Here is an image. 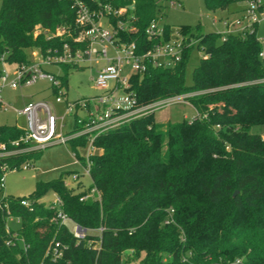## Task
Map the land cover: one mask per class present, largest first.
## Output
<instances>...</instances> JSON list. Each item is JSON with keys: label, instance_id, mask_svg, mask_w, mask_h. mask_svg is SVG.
I'll use <instances>...</instances> for the list:
<instances>
[{"label": "trees", "instance_id": "1", "mask_svg": "<svg viewBox=\"0 0 264 264\" xmlns=\"http://www.w3.org/2000/svg\"><path fill=\"white\" fill-rule=\"evenodd\" d=\"M83 1L91 7L97 2L128 6L135 29L120 33L121 38L135 41L139 52L154 43L144 29L160 13L157 0ZM240 1L248 0H203L211 11ZM58 28L64 32L55 36ZM77 30L70 0H1L0 57L6 63L31 61L29 47L44 54L65 42L72 46ZM165 31L170 32L169 25ZM180 31L196 43L172 67L132 73L129 90L138 106L194 94L189 103L197 114L161 124L150 111L99 133L97 151L89 157L87 190L78 191L81 181L66 185L65 176L74 171L65 170L56 180L37 181L27 197L0 194L9 216L19 220L17 229H7L8 215L0 207V263L264 264V63L256 26L227 35L199 27L191 34L187 25ZM194 47L202 56L186 84ZM71 66H61L64 86ZM81 127L75 119L68 133ZM21 133L15 125H0L6 148ZM68 144L84 163L79 149L85 147V136ZM39 150L0 156V176L1 166H29ZM92 188L95 197L81 200ZM51 192L59 195L71 222L102 230L78 240L67 223L50 222L52 211L40 199ZM24 199L30 204L23 205ZM13 233L28 245L26 250L15 239L6 244ZM55 242L62 254L52 262L46 251Z\"/></svg>", "mask_w": 264, "mask_h": 264}, {"label": "built area", "instance_id": "2", "mask_svg": "<svg viewBox=\"0 0 264 264\" xmlns=\"http://www.w3.org/2000/svg\"><path fill=\"white\" fill-rule=\"evenodd\" d=\"M167 2L170 7L179 6L178 0H157L161 7L162 3ZM71 8L75 12V24L78 27L77 33L72 36V46L63 43L58 47L48 49L46 53L40 54L28 63L16 64L10 72L4 66L0 68V107L3 109L12 108L10 104L3 101L1 92L4 88L16 89L30 86L39 80L47 81L55 91V102H62L65 92L64 85L59 75L43 68V65H74L81 66L86 62L103 61L99 66L93 81L96 87L102 92L94 98V108L88 110L86 119H77L82 123V127L73 133H61L62 125L57 121L63 120L66 114H69L75 108L89 107V99L82 98L74 101L65 99V113L61 117H56L52 105L46 99H31L23 104L20 109L12 108L18 116L25 120V127L20 129L21 135L10 141V148L0 141V156L12 155L18 152L43 149L53 143H68L81 135L85 136L86 151L83 154L84 163L77 158L74 152L71 153L76 164H81L84 168L83 173L89 175L91 161L90 155L97 151L94 145L95 137L102 131L113 127L121 122L146 112L153 111L171 103L173 97H169L145 106H138L134 95L129 90V77L132 73L143 72L148 67L169 68L174 66L180 59L182 52L189 46L196 43L190 34H184L181 31L173 36L171 32L165 31V25H160L157 18L152 19L145 27L144 34L147 40L154 43L142 52L138 51V45L135 41H125L120 33L131 32L134 28V15L126 12L128 6L115 7L109 2H97L92 7L83 0H70ZM240 15L234 20H223L225 30L218 32L221 35L230 33H245L252 31L260 19H264V1L248 0ZM235 28V29H232ZM64 28H58L55 36H60ZM261 45L258 52L260 58L264 57V37L257 38ZM34 55L35 52L33 53ZM4 62V55L0 57V64ZM179 96V95H178ZM176 97V96H174ZM197 114V113H196ZM195 114V115H196ZM194 115V116H195ZM193 116V117H194ZM97 131V133H93ZM10 170L6 165L1 166L0 176V194L5 196L3 191L5 172ZM12 170H16L13 168ZM81 173L75 171L71 174V179L77 181ZM66 184V182H64ZM96 190L92 188L90 192L83 195L80 199L93 198ZM52 200L46 207L52 211L50 222L63 224L71 222V219L62 210V201L55 192L51 193ZM23 205H29L27 199L21 200ZM0 207L6 209L9 217V211L6 204ZM18 219V218H16ZM73 236L80 240L84 239L88 233H99L102 228L89 230L77 223L71 222ZM6 228L9 227L6 225ZM14 239L19 242L23 250L28 245L17 237L16 233L6 241V244H13ZM62 254V248L58 242L51 243L46 251L52 262ZM2 264V263H0ZM42 264V263H39ZM49 264V263H47Z\"/></svg>", "mask_w": 264, "mask_h": 264}, {"label": "rangeland", "instance_id": "3", "mask_svg": "<svg viewBox=\"0 0 264 264\" xmlns=\"http://www.w3.org/2000/svg\"><path fill=\"white\" fill-rule=\"evenodd\" d=\"M178 2L180 3L179 6L170 7L167 5V2L163 1L159 13L161 17L158 19L160 25L170 26V32L173 36L175 33L180 32V27L182 25L189 26L191 34L196 33L198 27L203 31L221 32L225 30L223 20L227 19L232 21L237 16L236 13L227 15L221 12V10L211 11L205 6L203 0H178ZM235 4H242L245 6V3L242 1L232 3V7H234ZM256 35L259 38L264 37V19L258 21L256 25ZM26 52L31 60L35 59V56H39V51L32 47L27 48ZM34 52L36 55L33 54ZM201 56L202 52L197 47H194L185 69L186 84H191L193 67L198 64ZM103 63V61H98L96 63L86 62L78 67H69L67 70V84L63 88L65 94L62 97V102H55V91L47 81L42 80H39L30 86L22 87V93L25 96L24 100L28 98L27 96H30L40 89L46 100L52 105L56 117L59 118L65 113V99L74 101L77 99L88 98L89 107H87V109L79 107L75 108L69 114H66L61 122L60 120L57 121L58 131H60L59 125L61 124V133L66 134L72 129L75 119H86L88 116V110L94 108V98L99 95L102 90L95 86L92 78L95 75L96 69L103 65ZM2 66H4L7 71L11 72L16 64L5 62L0 64V68H2ZM43 68L56 75L63 73L61 67L54 64L43 65ZM18 89L19 88H4L1 92L5 103L10 104V106L15 109H20L23 106V100L18 94ZM40 95L41 93L39 96L35 95L34 98L42 97ZM193 95L194 94H186L173 97L171 103L154 109L155 121L163 124L167 121L177 122L183 118L191 119L196 114L195 109L189 103V98ZM12 108L3 109L0 107V125L10 124L17 126L20 129L24 128V118L22 116H17ZM93 133H97V131ZM39 151L38 157L33 160L29 166H22L20 169L8 170L5 172L3 191L6 195L27 197L34 190L37 181L56 180L61 176L62 171L65 170H76L81 173L77 181H81L82 185L78 184L80 186L78 191L88 189L91 184L90 177L83 173L84 168L81 164L75 163L68 143H53ZM85 151L86 147L79 149V153L82 155ZM65 178L69 182V186H74L75 183H77L71 179V176L66 175ZM76 186L77 184L75 187ZM51 200L52 195L50 193H47L40 199L45 205ZM66 223L72 228L73 224L71 222ZM6 225L15 230L18 228L19 222L15 217L9 216L6 218ZM127 254L128 252L125 251L123 256L126 257ZM128 264L137 263L130 262Z\"/></svg>", "mask_w": 264, "mask_h": 264}, {"label": "crops", "instance_id": "4", "mask_svg": "<svg viewBox=\"0 0 264 264\" xmlns=\"http://www.w3.org/2000/svg\"><path fill=\"white\" fill-rule=\"evenodd\" d=\"M233 5H231L227 10H222L221 12H223V13H225V14H227V15H230V14H233V13H236V15L238 16V15H240L241 14V12H242V9H243V7H244V5H242V4H238V5H236L235 4V6L234 7H232ZM257 25V24H256ZM201 31H203L202 29H200ZM203 32H207V31H203ZM33 60V59H32ZM18 94H19V96H21V98H22V102H23V104L25 103V102H27V101H29V100H31V99H46L45 98V96L42 94V92H41V90L39 89L37 92H35V93H33V94H31L30 96H27L28 98L26 99V100H24V95H23V93H22V87L21 88H19L18 90ZM41 93V95L40 96H42V97H40V98H34V96L35 95H38L39 96V94ZM4 101V100H3ZM5 102V101H4ZM18 116V115H17ZM2 125V124H1ZM8 125H10V124H8ZM17 127V126H16ZM18 128V127H17ZM20 129V128H19ZM72 171H76V170H72ZM72 174V173H71ZM71 174H69L68 176H71ZM64 182H66V185H68L69 186V182L66 180V178H64ZM76 182H78V181H76ZM76 184V183H75ZM52 193V192H51ZM50 193V194H51ZM17 221L19 222V220L17 219ZM19 227V226H18ZM17 229V228H16Z\"/></svg>", "mask_w": 264, "mask_h": 264}, {"label": "water", "instance_id": "5", "mask_svg": "<svg viewBox=\"0 0 264 264\" xmlns=\"http://www.w3.org/2000/svg\"><path fill=\"white\" fill-rule=\"evenodd\" d=\"M237 193V190L234 191L233 195H235Z\"/></svg>", "mask_w": 264, "mask_h": 264}]
</instances>
